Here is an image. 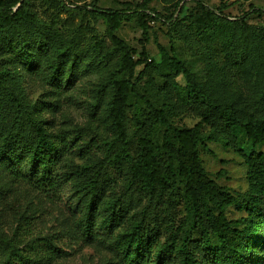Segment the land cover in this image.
Masks as SVG:
<instances>
[{"label": "rangeland", "instance_id": "rangeland-1", "mask_svg": "<svg viewBox=\"0 0 264 264\" xmlns=\"http://www.w3.org/2000/svg\"><path fill=\"white\" fill-rule=\"evenodd\" d=\"M23 1L19 0L17 5ZM26 1L29 10L36 16L33 23L27 24V29L34 36H43L52 42L47 58L62 50L78 61L82 71L75 86L65 92L64 98L61 97L60 105L47 111L44 116L50 120L51 130L55 132L67 130L71 136L81 134L79 143L95 139L87 156H82L78 146L70 148L61 161L64 165L59 168V172L73 171L79 180L81 177L77 172L89 167L93 173L95 170L92 167L103 161L97 188L100 209L92 232L80 235V238H71L65 233V228L76 226L84 215L82 190L75 192L74 185L65 182L54 199L44 192L36 191L27 183L16 184L17 189L13 192L0 195V229L10 233L19 214L26 210L27 203L32 202L44 210L37 212L34 234L39 230L43 234L53 232L56 245L62 248V253L56 255L50 264H126L114 241L120 229L131 226L146 215L147 221L158 230L160 240H164L172 221L177 226L186 218L187 205L183 198L184 181L181 177L178 183L181 198L170 209L160 207L146 214L148 199L131 178V160L115 163L105 158L109 143L123 131L126 133V148L134 154L138 142L132 123L138 108L147 111L143 99L131 91L123 102L114 84L117 79L129 80V87L134 86L140 95L168 104L170 121L175 126L192 127L200 122L203 134L216 130L224 142L229 140L234 145L206 141L205 145L199 146L207 176L225 186L238 200L236 205L226 210L229 219H240L246 215V211L241 208L244 200L264 207V194L250 187L248 165L244 157L253 152L264 153V144L253 146L241 128L228 131L222 125L213 128L206 123L200 106L191 101L186 103L188 89L183 75H169L166 70L160 69L161 58L157 47L159 43L177 56L193 77L212 91L218 100L232 102L239 108L243 118L248 120L257 110L256 75H264V0ZM127 3L129 5H125ZM94 4L102 8L128 10L122 15L121 26L116 31L117 36L127 45L125 51L112 42L107 32L106 18L92 12L91 6ZM139 7L141 9L138 14H134L133 11ZM151 10H157L160 17H154ZM248 12L250 14L245 22L249 28L243 30L240 22ZM217 16L226 17V27L234 37L220 31L222 20L217 19ZM142 19L148 26L147 32H144L140 24ZM242 30L249 34L248 56L245 59H234L228 56L229 46L235 43L234 38ZM3 35H10V31H0V39ZM125 52L137 64L133 73L126 71L121 75L120 62ZM6 56L11 55L1 54L0 58ZM8 65L22 74L24 88L31 100L54 97L50 93L53 87L49 80L50 70L42 66L41 71L34 72V69H27L24 61L14 59H10ZM123 110V120L120 122ZM0 111L2 121L8 123L12 113L1 96ZM165 129L163 125L155 127V142L162 143ZM116 201L120 202L118 207L124 209L123 217L116 227H106L102 221L110 213V202ZM63 218L67 220L61 225ZM259 236L263 238V231H260ZM190 237L199 239V231L192 230ZM261 239L251 243L252 247L257 248L256 257L260 258L264 249L257 245ZM212 243L218 244L215 237H212ZM199 254L205 256L203 251ZM178 262L179 258L174 256L169 264Z\"/></svg>", "mask_w": 264, "mask_h": 264}, {"label": "trees", "instance_id": "trees-1", "mask_svg": "<svg viewBox=\"0 0 264 264\" xmlns=\"http://www.w3.org/2000/svg\"><path fill=\"white\" fill-rule=\"evenodd\" d=\"M18 2L0 0V31H10V35H3L0 39V55H11L0 58V94H3L0 96L12 113V119L4 123L0 111V195L13 192L17 189L16 184L27 183L36 191L55 199L61 185L71 182L75 192L83 191L85 212L76 226L65 228V233L71 238H80L83 234L91 233L96 222L100 209L97 203L98 175L104 162L94 165L93 173L89 167L77 172L81 177L79 180L73 171L60 173L59 168L64 165L61 161L70 148L78 146L82 156H87L95 139L79 143L81 134L71 136L67 130L55 132L51 130V122L44 114L60 105L61 97L64 98L65 92L75 86L82 71L78 61L62 50L47 58L52 42L29 32L26 26L33 23L36 16L29 10L26 0L17 5ZM91 7L95 15L106 18L107 32L112 42L125 51L127 45L117 36L116 31L121 26L122 15L128 10L102 8L96 4ZM140 9L137 8L133 13L138 14ZM150 12L154 17H160L157 10ZM249 14L245 13L240 22L243 30L249 28L245 22ZM216 18L222 20L220 31L234 37L226 27V17ZM140 24L144 32H147L146 22L142 19ZM243 30L234 38L235 43L229 46L228 56L234 59H245L248 56L249 34ZM157 47L161 58L160 69L166 70L169 75H183L188 89L186 103L191 101L200 106L206 123L213 128L222 125L228 131L241 128L253 146L264 144V75H256L257 110L245 120L236 105L218 100L212 91L193 77L177 56L159 43ZM10 59L24 61L27 69H34V72L41 71L42 66L50 70L49 80L54 87L50 93L54 97L31 100L24 88L22 74L8 65ZM239 63L241 65L242 62ZM136 64L125 52L119 72L121 75L126 71L133 73ZM114 84L123 102L131 91L143 99L147 111L138 108L132 123L138 142L134 154L126 148V133L123 131L109 143L105 158L115 163L131 160V178L148 199L146 214L160 207L170 209L181 198L178 187L180 177L184 181L183 198L187 205L186 218L177 226L172 221L164 240H160L158 230L147 221L146 215L131 226L120 229L114 241L125 263L169 264L170 259L177 256L179 262L176 264H252L254 258V264H264V250L261 258L256 257L257 248L251 245L261 239L259 235L263 231V238L257 246L264 249V207L244 200L241 208L246 211V215L240 219H229L226 210L236 205L238 200L225 186L209 178L202 164L199 146L205 145L206 141L224 142V138L216 130L203 134L200 122L192 127L175 126L170 121L168 104L140 95L134 86L129 87V80L117 79ZM121 114L120 122L124 110ZM158 125L166 128L162 143L153 140V132ZM224 143L234 146L229 140ZM244 157L251 189L264 194V153L253 152ZM119 203L110 202V213L103 219L102 225L116 227L124 213V209L118 207ZM26 207L19 214L10 233L0 229V264H50L56 255L62 253V248L56 245L53 232L43 234L39 230L34 234L37 212H43V208L40 209L38 204L32 202L27 203ZM66 220L63 218L61 225ZM192 230L199 231V239H191ZM212 237L217 239V245H213ZM200 251L205 253L204 257L199 254Z\"/></svg>", "mask_w": 264, "mask_h": 264}]
</instances>
